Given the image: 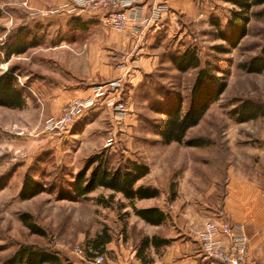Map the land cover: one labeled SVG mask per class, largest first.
<instances>
[{"label":"rangeland","instance_id":"374dc122","mask_svg":"<svg viewBox=\"0 0 264 264\" xmlns=\"http://www.w3.org/2000/svg\"><path fill=\"white\" fill-rule=\"evenodd\" d=\"M189 5L188 14L174 17L172 28L163 29L149 44L148 53L156 56V66L142 74L138 82L124 87V93L105 92L104 97L109 94V99L126 102L124 115L102 106L96 112L85 111L66 133L52 136L45 131L44 121L54 117L53 109L42 106L38 96L44 94L49 99V88L57 84L68 87L75 78H89L84 72L91 61L70 51L71 40H82L78 45L82 46L89 29L76 31L74 13L32 16L35 10L58 7L52 0H0V74L12 69L17 87L24 91L23 107L0 106V263L18 248L30 246L55 253L67 264H92L99 255H103L104 264L108 244L116 245L131 236L139 240L135 223L128 233L124 231V223L132 221V210L120 194L98 188L78 199L58 196L86 161L102 152L110 167L130 159L151 168V178L144 180L143 186L156 182L163 203L159 198L144 204L165 208L168 203L179 214L187 213L192 231L194 226L200 229L205 221L199 224V218L216 214L228 165L256 178L254 167L264 158V116L241 123L233 111L245 100L264 107V72L250 74L240 68L258 56L264 45V2L252 6L246 14L247 34L236 48H230L218 33L229 31V20L240 11L237 5L230 0H193ZM22 34H26L27 45H35L7 57ZM187 47L197 50L201 68L209 64L227 83L220 99L186 134L185 139L205 142L196 149L183 143L163 144L157 134L161 112L174 96L181 97L183 110L188 107L197 70L180 73L169 60ZM219 47L225 52H219ZM25 176L43 185L45 191L21 199L19 191ZM23 215H28L45 236L31 233L21 220ZM192 236L196 239L193 232Z\"/></svg>","mask_w":264,"mask_h":264},{"label":"crops","instance_id":"0c3cea01","mask_svg":"<svg viewBox=\"0 0 264 264\" xmlns=\"http://www.w3.org/2000/svg\"><path fill=\"white\" fill-rule=\"evenodd\" d=\"M190 1L193 0L138 1L139 11L145 19L148 18L154 5L165 3L167 11L161 15L157 22L150 24L140 53L135 57L136 61L132 63L127 59V55L132 48L131 31L114 32L102 23L99 16L98 18L91 13L87 16L80 15V13L73 14L74 16L72 17L76 20L72 23L76 31L83 27L89 29V36L85 38V43L82 46H78L81 45L82 40L77 38L70 42V51L75 56L83 55L86 60L91 61L84 72V76H89V78H75L73 84L68 87L57 84L53 89L49 88L48 90L51 91L49 99L44 94H40V97L38 96L42 106L46 105V108H52V114L54 117H58L61 108L69 100L91 97L98 83H108L119 78L122 80L119 90L121 94L124 93V87L138 82L142 74L156 66V56L148 53L149 44L157 38V34L163 29L172 28L174 17L189 13ZM52 2L59 6L68 3L67 0H52ZM59 48H62V46ZM126 70H128L127 73ZM80 74L83 75L82 73ZM109 97V94L106 97L103 96L87 111L93 110L96 112L102 106L110 109L106 105ZM189 148L196 149L198 147ZM251 166L253 165L245 169H250ZM254 168H256L255 179L244 173L240 174V171L233 166H227L224 171L222 201L220 206H217L216 214H212V217L216 220L230 221L232 225L242 227L247 237L248 263L264 264V158L261 159V164L256 165ZM151 173L152 169L149 168V172L136 182L135 188L146 187L143 186V181L147 180ZM258 177L260 178V183L258 182ZM147 186L156 189L159 195L155 198L134 199L133 201L123 198L130 203L132 210L129 213L132 215L131 222H128L125 216L124 221L126 220L127 223H124V231L128 233L132 228L130 227L131 224L135 223V229L140 237L139 240L146 237L154 239L156 244H150L138 253L139 240L137 241L132 236L129 239H125L124 242L120 239L118 244H108L106 246L104 264H216L202 259L200 245L192 236L193 231L191 230L187 213L183 214L181 212L179 214L168 203L165 208L161 205L144 204V202L158 200L159 198L163 203L159 185L156 182H150ZM134 208H157L164 214L165 219L161 225L148 224L135 215ZM176 219L182 221V223L177 225ZM206 219L208 218H199V224ZM198 226H194L193 230H196ZM162 241H166V243H162Z\"/></svg>","mask_w":264,"mask_h":264},{"label":"trees","instance_id":"16d2710c","mask_svg":"<svg viewBox=\"0 0 264 264\" xmlns=\"http://www.w3.org/2000/svg\"><path fill=\"white\" fill-rule=\"evenodd\" d=\"M240 9L234 12L228 22L229 31H219V38L227 43L230 48H236L247 34L248 16L246 15L254 5L262 4L263 0H230ZM218 27V22L213 21ZM84 30V27L81 28ZM26 34L17 37L14 45L7 51L6 56L22 54L35 44L27 45L24 42ZM219 52H225L223 47L217 48ZM174 69L180 73L197 70L196 76L190 89L189 104L186 110L182 109V99L174 96L169 107L162 110L163 119L160 122L157 134L163 144L173 142L183 143L189 147L204 146L205 142L200 138L185 139L187 132L199 124L211 104L217 102L224 93L227 83L224 78L215 74V69L209 64L201 68L197 50L187 47L181 53L173 54L169 58ZM240 68L250 74L264 72V45L258 56L251 58ZM24 105V91L17 87L14 71L8 70L0 74V106L7 108H21ZM237 122H247L264 116V107L260 104L245 100L233 111ZM149 172L147 165L126 159L115 167H110L104 152L91 156L76 174L74 181L66 189L58 192L59 198L78 199L85 197L98 188L112 191L122 195L123 198L133 201L134 199H150L159 195L158 191L150 187L135 188L138 180ZM45 191V187L30 176H25L19 197L30 199ZM135 215L151 225H161L165 219L164 214L157 208L133 209ZM23 224L33 234L45 236L44 231L28 215L21 217ZM108 242V241H107ZM166 243V241H162ZM139 252L150 244H156L154 239L142 238ZM0 264H67L55 253L34 249L30 246L18 248L11 256L4 259Z\"/></svg>","mask_w":264,"mask_h":264},{"label":"built area","instance_id":"2783aa9c","mask_svg":"<svg viewBox=\"0 0 264 264\" xmlns=\"http://www.w3.org/2000/svg\"><path fill=\"white\" fill-rule=\"evenodd\" d=\"M68 1V0H67ZM139 0H69L47 11H34V17H46L49 14L74 13L88 11L100 17L102 23L114 32L131 31L132 48L127 55L130 63L140 53L142 43L146 39L147 30L151 23L157 22L167 11L165 3L154 5L147 19L142 17L138 7ZM26 4H24L25 6ZM128 70H126V73ZM122 80L98 85L91 97L75 98L68 101L58 117L44 121L45 131L52 136L66 133L69 127L85 111L91 109L105 92L117 93ZM113 94V95H114ZM106 105L117 115H124L127 104L124 100L108 99ZM199 245L202 259L216 264H249L247 261V237L242 227L232 225L226 220L206 219L200 229L193 231ZM78 253L82 251L79 249ZM103 255L96 256L92 264H102Z\"/></svg>","mask_w":264,"mask_h":264}]
</instances>
